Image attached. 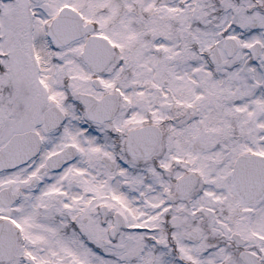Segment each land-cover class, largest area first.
<instances>
[{
	"label": "snow or ice",
	"instance_id": "6c2138e0",
	"mask_svg": "<svg viewBox=\"0 0 264 264\" xmlns=\"http://www.w3.org/2000/svg\"><path fill=\"white\" fill-rule=\"evenodd\" d=\"M0 264H264V0H0Z\"/></svg>",
	"mask_w": 264,
	"mask_h": 264
}]
</instances>
